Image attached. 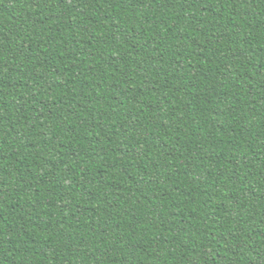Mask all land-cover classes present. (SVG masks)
Instances as JSON below:
<instances>
[{
  "label": "trees",
  "instance_id": "1",
  "mask_svg": "<svg viewBox=\"0 0 264 264\" xmlns=\"http://www.w3.org/2000/svg\"><path fill=\"white\" fill-rule=\"evenodd\" d=\"M0 264H264V0H0Z\"/></svg>",
  "mask_w": 264,
  "mask_h": 264
}]
</instances>
